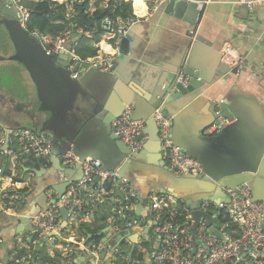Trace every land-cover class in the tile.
Wrapping results in <instances>:
<instances>
[{"label": "crops", "instance_id": "1", "mask_svg": "<svg viewBox=\"0 0 264 264\" xmlns=\"http://www.w3.org/2000/svg\"><path fill=\"white\" fill-rule=\"evenodd\" d=\"M25 1L37 3L38 0ZM186 1H207L201 11L197 9L201 12V16L193 27L183 17H176L166 12V5L169 2L154 12L143 3L134 2L139 15L146 17L150 13L153 14L130 28L129 53L126 60L122 61L117 68L119 77L116 79L117 93L112 92L111 99L105 102L106 106L99 109L97 108L98 99L111 90L112 82L106 85L112 78L110 70H101V75L104 77L100 79L95 75L87 77L68 95L60 107L47 108L39 113L34 86L23 67L11 60L14 51L6 30L0 25L6 33L5 42L0 45V128L2 129L0 157L3 159L2 167H0V181L9 180L11 184H15L11 193L21 198V201L16 204L17 216L0 211V264H6V260L17 257L19 250L26 252L20 264L39 260L38 255L31 259L30 251L45 254L48 258H54L56 253L65 257L68 255L64 253L67 246L72 253L73 248H76L79 253L72 264H78V258L83 253L89 257L96 255L94 250L85 246L83 239H76L74 229L76 222L70 223L61 217L62 220L55 232L42 234L38 231H24V224L20 222V219L27 218L29 224L32 218L30 215L35 213V209L44 207V198L47 204V191L52 190L56 195L55 187L62 185L69 178L80 177L79 169L66 168L62 165V154L72 150L80 160L93 159L91 154L95 142L102 141L104 134L112 135L111 123H106V119L110 113L118 112L117 116L120 114L121 98L132 93L135 82L143 86L144 84L154 86L157 82L156 74L177 68L191 43L195 45L196 41L202 42L196 52V62L203 79L198 80L197 90L194 91L193 96H189V100L176 101L167 106L166 113L176 119L174 131L188 135L199 132L205 126H210L212 123L209 111L210 101L224 99L230 102L238 114L234 120L224 125L240 122L238 130L249 136L251 154H255L256 150L262 147L264 144V88L262 87L264 82L260 79V71L264 64V48L261 44L264 39L263 8L253 5L243 9L241 0ZM96 7L102 9L105 4L102 0H95L91 5L90 13L95 11ZM225 46L235 50L244 60V66L238 70L237 75L221 76L216 73L218 63H223L222 55ZM94 47L98 52L97 56L92 58L100 59L106 54H116V47L112 40L102 33ZM10 72L15 73L19 84ZM22 128L33 129L50 141L52 155L47 159L45 166H35V162L27 158L29 156L20 153L12 133ZM206 131L202 132L205 137L217 136V133L207 135ZM153 133V125L145 123L137 136V140L142 143L140 149L142 156L128 168L122 178L136 189L137 203L134 215L143 224L148 223L150 218L149 197L160 194V191L165 189L162 171L158 167V146L154 142L151 145L150 137ZM238 153L241 154L242 151L239 150L231 155L230 151L225 149V155L222 158L206 156L203 162L208 169L215 170L217 167L222 168L225 163H232L233 157H236ZM104 156L109 160L111 158L109 152ZM53 157L59 161L60 169L58 170L51 161ZM99 161L102 163L101 160ZM103 168L116 172L118 169L116 166H103ZM98 188V183L91 188L89 185L87 191L94 194ZM113 195L114 193L106 194L99 202L85 201L88 211L81 215L79 221L90 225L91 228L99 227V232L110 228L108 233L110 232L112 236L117 235L120 224L114 221L113 212L116 199L119 197L113 199ZM112 225L113 228H111ZM131 230L136 235H141L144 231L142 228ZM104 237L102 236L101 239ZM142 239L147 240L145 237ZM124 244L129 243L124 242ZM137 257L138 254L135 256V262L133 260L134 264H137ZM88 263L91 264L89 260H85L82 264ZM98 263V259H95L94 264ZM60 264L67 263L60 259Z\"/></svg>", "mask_w": 264, "mask_h": 264}, {"label": "built area", "instance_id": "2", "mask_svg": "<svg viewBox=\"0 0 264 264\" xmlns=\"http://www.w3.org/2000/svg\"><path fill=\"white\" fill-rule=\"evenodd\" d=\"M23 0H6L5 6L13 8L19 16V23L26 30V23L29 17L28 10L22 5ZM82 0H50L54 10L57 5L68 3L66 18L73 19V5L79 4ZM170 1L175 0H133V2L143 3L150 11H156ZM198 10L207 4V1L197 2ZM241 3L248 6H260L264 10V0H241ZM120 1L116 0L115 6H119ZM149 11V13H150ZM153 14V13H150ZM138 15L125 20L110 18L103 19L99 24L100 32L108 36L117 48L127 34V31L150 16ZM71 24L69 23V27ZM78 36L86 35V31L78 30ZM34 36L47 55H58L66 52L71 57L73 64L80 66L88 64L89 67L99 68L109 71L110 62L117 54H106L102 58H92L81 60L73 50V45H69L70 33H63L54 43L51 49L46 48L47 41L37 33ZM264 48V39L261 41ZM222 62L231 69L240 70L244 66L243 58L229 46L223 49ZM260 79L264 82V64L260 71ZM182 85L188 79L180 75L177 79ZM133 109L131 106L124 107L122 113L111 122V134L125 144L132 154H137L141 149V142L137 136L144 127L142 120L132 119ZM160 140V155L163 163L175 175L202 174L200 163L192 158L185 157L175 147L171 139V126L169 118L164 117L159 109H156L151 116ZM223 127L221 123L212 124L207 129V135L218 133ZM0 128V133L1 132ZM13 140L25 156L33 155L36 158L48 159L52 155L50 141L37 134L33 129L22 128L12 133ZM62 165L66 168H73L80 165L82 177L79 181L71 184L64 195L56 200V195L52 190L46 193V208L29 220V225L42 234L55 232L62 220L60 209L67 211V220L74 223L76 217H81L83 203L99 202L102 196L115 192L118 189L121 198L116 199L114 206V221L124 225L128 230L142 227L148 229L152 236L149 243V253L146 264H262L261 255L264 254V203L254 202L249 189L238 187L234 190L227 189L229 204L219 203L214 205V213L211 216L210 227H213L220 238L209 234V226L205 218L201 217L196 224L192 219V210L189 209L182 200H177L170 194L160 193L149 197L150 218L148 223H142L134 215L137 203L135 187L128 181L120 179L116 171H108L103 168L101 162L95 159L80 160L72 150H67L61 157ZM98 178L99 188L94 194L87 191L94 179ZM111 187L106 192L105 186ZM15 184L9 180L0 181V211L5 214L18 215L16 204L21 201L17 194L11 193ZM206 203L201 208L203 214L208 215ZM65 255L71 254L69 246L64 251ZM244 253V255H242Z\"/></svg>", "mask_w": 264, "mask_h": 264}, {"label": "water", "instance_id": "3", "mask_svg": "<svg viewBox=\"0 0 264 264\" xmlns=\"http://www.w3.org/2000/svg\"><path fill=\"white\" fill-rule=\"evenodd\" d=\"M246 8H248V5L243 4V9ZM197 9L198 3L195 1H170L166 5L167 13L176 17H183L192 27L196 25L201 16V12ZM18 18L17 11L13 8L6 7L5 0H0V25L6 30L14 51L11 60L16 61L28 74L36 92L39 113L44 112L47 108L57 109L60 107L61 103L66 101L68 95L79 84H82L87 77H94L93 75L99 79L104 77V75H101V69L99 68L89 67L88 64H83L82 66L78 63L73 64L71 57L66 52H60L58 55H55L56 57L47 55L38 40L22 28ZM130 34L131 30L129 29L119 44L116 52L117 56L110 62V74L112 78L111 81H107L106 85L112 82L110 85L111 90L107 95L101 96L98 99V109L99 107L106 106L105 102L111 99L112 92L116 91L117 93L116 79H119L117 68L122 61L126 60L129 53ZM201 43L200 41H196L195 45L192 43L189 45L177 68L169 69L166 73L156 74L157 82L154 86L145 84L143 86L139 82H135V87H132V93H129L125 98H121L122 107L118 116L121 115L124 107L131 106L133 109L132 119L142 120L145 123L153 125L154 133L150 137L151 145L154 142L158 146V167L162 171V181L165 183V189L160 192L170 194L177 200H182L193 211L191 216L196 221V224L203 217L207 221L206 225L209 226L211 217L200 212L201 208L206 203L212 205H218L219 203L229 204V197L226 194L227 189L234 190L238 187H245L249 189L252 201L264 203V144L256 150L255 154H251L250 151L252 149L249 144V136L245 132L238 130L240 129V122L232 123V125H224L230 123L238 116L230 102L224 99L211 100L209 105V111L212 116L211 125L218 122L224 126L217 133L216 137L208 138L203 136L202 132L206 131L211 125L201 128L199 132L188 135L177 130L174 131L176 119L166 113L167 106L176 101L182 100V102H186L189 100V96L197 90L198 80L203 79L196 62V52ZM213 67H215L214 63ZM237 72V69H231L224 63H218L216 67V73L221 76L226 74L237 75ZM180 75H184L188 79L186 84L182 85L177 81ZM262 87L264 88V84ZM156 109H159L161 114L170 120L173 145L179 149L183 156H190L200 163L203 168L201 175L177 176L165 166L160 155L158 131L155 125L152 124L153 120L151 118ZM117 113H110L106 119V123L110 124L114 118H117ZM225 149H228L231 155L234 152H239V150L242 153H238L236 157L232 156L233 162L225 163L222 168L217 167L215 170L208 169L203 159L206 156L208 158H222L225 155ZM107 152L110 153V160L104 156ZM91 155L93 159L101 160V164L105 167L116 166L118 168L117 174L122 179L128 168L134 162L140 160L142 151L137 154H132L130 149L117 137L104 134L102 141L95 142V147H93ZM51 161L57 170L60 169L59 161L56 157H53ZM75 168L80 170V177L74 179L69 178L62 185L55 187L56 200L64 195L66 189L71 184L81 179L82 170L80 165H76ZM98 181V178L94 179L90 188L97 184ZM114 197L121 198L118 189L115 190L112 198L114 199ZM45 205L44 198V207L35 209V213L30 216L34 217L39 210L45 209ZM60 214L66 221L67 211L62 208L60 209ZM20 222L24 224V231H35L28 224L27 218L20 219ZM111 228H113V225ZM109 230L110 228L103 229L96 235L100 239L102 236H105L98 243L97 250L101 255L98 261H107L106 264H112L111 256L119 250V247L124 242H128L131 245V249L127 254L129 258L128 263H131L135 244L140 238L145 237L147 239L149 235L148 229H145L141 235H136L132 233V230L126 229L124 225H120V230L117 235L112 236L109 234L110 232L108 233ZM208 230L210 235L220 238V234L213 227L209 226ZM260 257L264 259V254ZM95 259L97 260L95 256L89 257L83 253L78 258V264L84 263L85 260H89L91 264H94Z\"/></svg>", "mask_w": 264, "mask_h": 264}, {"label": "trees", "instance_id": "4", "mask_svg": "<svg viewBox=\"0 0 264 264\" xmlns=\"http://www.w3.org/2000/svg\"><path fill=\"white\" fill-rule=\"evenodd\" d=\"M95 0H82L79 4L73 5V19L70 21L66 18L65 14L68 8V3L57 5L53 10V4L50 0H38L37 3L23 2V5L27 8L29 17L26 23V32L28 34L37 33L39 36L44 37L47 41L46 48L51 49L54 43L60 38V36L65 33H70L69 45H73V50L75 55L84 60L86 58H92L97 56V49L94 47L95 44L99 42L100 29L99 24L105 18H110L112 20L122 19L125 20L130 17H136L139 15L137 9L135 8L133 0H119V6H115L116 0H102L105 7L100 9L96 7V10L90 13V8ZM69 23L71 26L69 27ZM82 29L86 31V35L78 36L77 31ZM56 57L55 55H52ZM31 161L35 162V166H45L47 159L36 158L33 155L27 157ZM27 159V160H28ZM38 160V161H37ZM3 164V159L0 157V167ZM31 165V164H30ZM34 166V168H36ZM106 192L111 190L109 185L105 186ZM88 211V206L83 203V208L81 215ZM209 217L214 213V205H209L207 207ZM80 217H76V228L75 235L76 239L84 240L85 246L90 250H95L100 241V238L95 235L99 232V227L91 228L90 225L81 223ZM74 226V225H73ZM90 236V238H88ZM138 257L137 260L142 264V251L141 246L138 245ZM31 259H34L36 255L39 256L38 261L28 264H60V259H63L64 263L72 264L74 258L76 257L78 251L73 248V253L61 257L60 253H56L54 258H48L45 254L38 252H29ZM26 255L24 250H19L17 257L6 260V264H20L23 256ZM262 264H264V259L261 258ZM89 264V263H88ZM249 264V263H243ZM251 264V263H250Z\"/></svg>", "mask_w": 264, "mask_h": 264}, {"label": "flooded vegetation", "instance_id": "5", "mask_svg": "<svg viewBox=\"0 0 264 264\" xmlns=\"http://www.w3.org/2000/svg\"><path fill=\"white\" fill-rule=\"evenodd\" d=\"M6 1V0H5ZM25 0L22 1V5H23V2ZM24 6V5H23ZM25 7V6H24ZM26 8V7H25ZM27 9V8H26ZM19 19V18H18ZM151 239V234L149 233L148 237H147V240H144L142 238H140L138 240V242L135 244V249H134V252H133V255H132V261L131 263H128L129 261V258L127 257V254L129 253L130 249H131V245L130 243L128 245L126 244H122L120 247H119V250L117 252H115L112 256H111V259H112V263L113 264H134L136 258L135 256L138 254L139 250H138V245L141 246V251H142V259H143V262L142 264H146L147 262V257H148V243ZM100 242V241H99ZM95 252V256L97 259H100L101 258V255L100 253L98 252L97 248H95L94 250ZM108 255H110L108 253ZM135 259V260H134ZM134 260V262H133ZM99 263L98 264H106L107 261H98ZM137 264H139L138 260L136 261Z\"/></svg>", "mask_w": 264, "mask_h": 264}, {"label": "rangeland", "instance_id": "6", "mask_svg": "<svg viewBox=\"0 0 264 264\" xmlns=\"http://www.w3.org/2000/svg\"><path fill=\"white\" fill-rule=\"evenodd\" d=\"M5 38H6V33L4 31V29L0 26V45L3 44L5 42ZM10 75L15 79V81L19 84V81L17 79V76L15 75V73L10 72ZM145 230V228H144ZM152 236H151V241H152ZM149 251V248H148Z\"/></svg>", "mask_w": 264, "mask_h": 264}, {"label": "clouds", "instance_id": "7", "mask_svg": "<svg viewBox=\"0 0 264 264\" xmlns=\"http://www.w3.org/2000/svg\"><path fill=\"white\" fill-rule=\"evenodd\" d=\"M121 225V224H120ZM139 228H142V227H139ZM148 234H149V232H148ZM150 242H151V239H150ZM149 242V243H150ZM149 243H148V248H149ZM148 253H149V251H148ZM113 264V263H112ZM139 264H141V263H139Z\"/></svg>", "mask_w": 264, "mask_h": 264}]
</instances>
